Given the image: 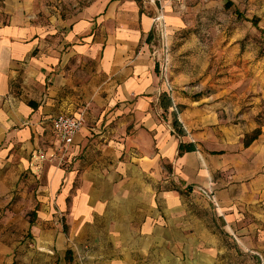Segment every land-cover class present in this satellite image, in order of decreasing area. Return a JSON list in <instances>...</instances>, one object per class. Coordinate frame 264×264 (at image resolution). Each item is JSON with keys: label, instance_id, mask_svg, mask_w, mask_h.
<instances>
[{"label": "crops", "instance_id": "1", "mask_svg": "<svg viewBox=\"0 0 264 264\" xmlns=\"http://www.w3.org/2000/svg\"><path fill=\"white\" fill-rule=\"evenodd\" d=\"M139 4L107 0L75 20H47L32 0H0V264H17L10 254L25 252L29 233L44 235L41 224L57 214L68 218L70 237L87 245L91 264H157L158 246L171 245L158 242V232H167L182 193L206 198L223 228H234L264 260V86L248 102L236 85L194 95L172 83L169 94L148 42L156 10ZM167 23L170 30L183 24L171 10ZM162 95L171 99L167 110ZM82 111L86 124L64 165L42 168L32 224L25 206L31 154L55 151V118ZM257 129L260 137L238 154L213 155L200 144ZM180 143L196 151L179 155ZM218 171H227L225 180L215 179ZM44 247L54 251L48 241ZM63 258L75 264L71 249Z\"/></svg>", "mask_w": 264, "mask_h": 264}, {"label": "rangeland", "instance_id": "2", "mask_svg": "<svg viewBox=\"0 0 264 264\" xmlns=\"http://www.w3.org/2000/svg\"><path fill=\"white\" fill-rule=\"evenodd\" d=\"M106 1L32 0L38 17L47 20L53 17L75 20L84 11L99 3L103 5ZM163 1L167 31L161 33L153 26L154 34L148 41L163 81L167 75L175 87L184 88L194 95L213 93L215 87L236 85L237 91L246 90V102L254 96L261 97L260 87L264 86V0ZM229 1L233 6L228 9L226 3ZM139 5L142 8L145 5L152 6L156 10L153 18L156 16L158 6L155 0H140ZM170 10L183 22L180 27L171 30L167 23V12ZM252 20H257L258 25ZM251 87L256 89L250 92ZM261 123L259 119L258 125ZM245 137L234 140L227 136L217 139L205 137L200 144L207 153L213 155H234L242 150ZM225 173L227 171H218L215 179L225 180L226 176L222 175ZM228 173L233 174V169H229ZM30 174L31 183L27 185L28 201L25 206L29 219L36 221L33 209H40L37 196L40 194L39 187L44 184V177L42 174L40 178ZM213 206L198 193H182V205L173 210L170 220L166 222L167 232H158V242L167 238L171 245L158 246L157 264H262L256 254L244 248V236L237 234L234 228L232 231L223 228L225 224ZM48 222L41 224L44 235L29 233L26 237L29 247L25 252L10 254L14 262L66 264L63 256L68 248L73 251L75 264H91L86 257L87 249H84L87 245L70 237L65 215L57 214ZM47 229L54 231L51 237L46 236ZM168 235L171 237L168 238ZM61 239L64 243L60 248ZM46 241L53 244L52 253L44 247ZM256 241L257 238H254ZM148 244L146 241L145 245Z\"/></svg>", "mask_w": 264, "mask_h": 264}, {"label": "built area", "instance_id": "3", "mask_svg": "<svg viewBox=\"0 0 264 264\" xmlns=\"http://www.w3.org/2000/svg\"><path fill=\"white\" fill-rule=\"evenodd\" d=\"M158 6L157 14L153 18V26L159 32L167 31L166 25V12L163 0H155ZM156 55V53H154ZM168 63L165 62V66ZM167 71V68H165ZM164 83L168 90V93L173 92V86L167 75L164 77ZM86 124L85 112H79L78 114H62L55 118L53 128L55 136L59 141V147L53 152L35 151L31 154L29 161V170L32 174L39 177L42 173V168L48 162H56L58 166H63L67 160L69 149L74 144L76 136L84 128ZM202 193L210 195V190H201ZM215 202V199L212 198ZM237 239V238H236Z\"/></svg>", "mask_w": 264, "mask_h": 264}, {"label": "trees", "instance_id": "4", "mask_svg": "<svg viewBox=\"0 0 264 264\" xmlns=\"http://www.w3.org/2000/svg\"><path fill=\"white\" fill-rule=\"evenodd\" d=\"M138 2H140V0H137ZM233 6V3L231 1L227 2L226 3V8H231ZM253 22H256L255 25L257 26L258 25V21L257 20H252V23ZM151 37H152V33L149 35V39L151 40ZM148 39V41H149ZM171 99H168V97L166 95H162L161 97V105H162V108L164 109H168L171 105ZM173 128H174V131H175V134L179 137H183L185 136V132L184 130L182 129L177 117H175L174 121H173ZM261 135V130L260 129H257L255 130L252 134L250 135H246L245 139H244V145L245 147H249L252 143H254ZM196 151V147L193 143H189V144H184V143H180L179 145V155H183L184 153H188V152H194ZM191 191V189H190ZM31 223L33 224V220H31ZM257 257L259 259H261L262 261V264H264V260L263 258L260 256V255H257ZM73 259L72 257V252L71 251H68L67 254H66V260L68 262H71ZM258 259V261H260Z\"/></svg>", "mask_w": 264, "mask_h": 264}]
</instances>
